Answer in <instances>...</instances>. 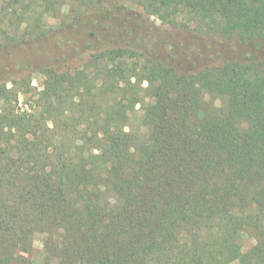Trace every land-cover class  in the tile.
Wrapping results in <instances>:
<instances>
[{
  "label": "trees",
  "instance_id": "16d2710c",
  "mask_svg": "<svg viewBox=\"0 0 264 264\" xmlns=\"http://www.w3.org/2000/svg\"><path fill=\"white\" fill-rule=\"evenodd\" d=\"M12 1L0 28L18 16L16 44L47 36L22 29L27 15L63 5ZM71 1L63 28L78 35L62 40L93 50L89 62L61 74L59 93L39 92L30 112L13 106L17 81L0 84V264H38L24 256L36 234L39 264H230L245 233L255 244L240 264H264V0ZM129 3L242 52L214 64L212 44L151 45L142 24L122 22L134 19ZM222 87L215 107L206 96ZM136 105L146 134L112 126Z\"/></svg>",
  "mask_w": 264,
  "mask_h": 264
},
{
  "label": "rangeland",
  "instance_id": "374dc122",
  "mask_svg": "<svg viewBox=\"0 0 264 264\" xmlns=\"http://www.w3.org/2000/svg\"><path fill=\"white\" fill-rule=\"evenodd\" d=\"M60 1H63V5L61 13H58V15L54 16L51 13H45L38 21L34 19L37 17L34 14L25 17L26 23L22 26V29H25L28 23L33 25L29 27L30 30L42 31L43 28L47 30V36L39 41L35 42L28 40L22 44H16L14 40H17L16 38L22 35L17 31V29H20L18 16H12L10 27L4 30L0 28V84L7 83V87L12 88V81H17L19 83L18 102H13V106L17 108V111L24 113L25 111L30 112L35 109L34 104L39 98L38 94L44 88H47L51 93H59L64 84V76L61 74L65 71H72L81 67L88 63L91 58L93 50L87 49L79 44H76V46L70 45V43L62 40L63 38L65 39L66 33L77 39L74 34L78 35V32L72 30L64 31L63 23L66 21L67 24L71 21L72 15L69 14V11L72 9L76 10L78 5L72 3L71 0ZM12 2V0H1L0 5L11 7ZM125 8H127L124 15L125 18L129 17L134 19L126 21L123 17L122 22L125 21L127 24L130 22L129 26L131 28L138 24H142L143 33L141 34H144V37L151 45H154V43L157 44L158 41L170 40L179 46H183L185 49L186 47H190L202 51L209 48L212 44L214 48L210 49L212 51L211 55L216 57L213 60L215 61L213 62L214 64H218V62L230 57H238L242 52L237 45L231 44L230 46H226L225 44H221L220 42H222V40L214 34L197 35L192 29L176 30L169 25L163 24L162 21L156 17H149L140 7L134 5V3L127 4ZM119 12H121V9ZM20 31L23 30L20 29ZM7 33L10 38H7ZM241 55H243V53ZM155 56L158 59H163L162 53L156 52ZM183 68L184 70L187 69L189 72H197L199 70L193 63L187 61L184 62ZM46 69L55 70L57 74L49 77L46 75ZM27 87H29V91L25 93L24 91ZM224 93L225 88L222 87L217 94H208L206 99L214 102L215 107H221ZM1 104L0 102V105ZM143 115L144 111L142 105H136L132 108L129 107L121 112V114L112 116L110 118V123L114 127L126 126V129H132L135 132H139L140 136H143V134L148 132V129L143 124ZM244 126L246 127V124H244ZM43 240L44 237L42 234L35 235L32 253L30 255L24 254L28 260L31 259L38 264L42 262L44 258ZM254 244V236L250 233H245L243 235L240 254L238 258L230 264H240L241 255Z\"/></svg>",
  "mask_w": 264,
  "mask_h": 264
}]
</instances>
